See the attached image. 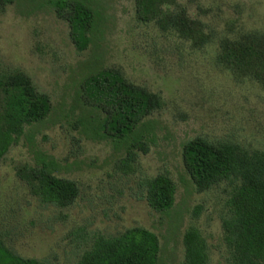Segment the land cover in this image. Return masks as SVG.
<instances>
[{
    "label": "rangeland",
    "instance_id": "obj_1",
    "mask_svg": "<svg viewBox=\"0 0 264 264\" xmlns=\"http://www.w3.org/2000/svg\"><path fill=\"white\" fill-rule=\"evenodd\" d=\"M51 1L15 0L0 9V68L24 71L51 101L49 116L33 128L34 146L22 137L0 159V242L23 257L78 264L97 234L142 226L159 239V264H180L183 233L194 225L207 242L208 264H228L221 220L231 184L197 191L183 165L182 145L201 136L264 150V88L217 65L216 42L192 48L140 22L134 0H91L100 21L93 42L79 50ZM179 1L215 36L240 28L264 31V0ZM103 68H118L163 100L150 116L157 128L148 152L128 167L122 151L87 138L78 125L80 82ZM37 151L56 163V176L77 182L71 205L42 202L16 175L17 166L35 164ZM159 172L176 185L168 214L145 199L143 179Z\"/></svg>",
    "mask_w": 264,
    "mask_h": 264
},
{
    "label": "trees",
    "instance_id": "obj_2",
    "mask_svg": "<svg viewBox=\"0 0 264 264\" xmlns=\"http://www.w3.org/2000/svg\"><path fill=\"white\" fill-rule=\"evenodd\" d=\"M15 0H0L3 10ZM136 18L153 23L161 32L202 48L217 43L215 62L236 79L264 88V31L242 29L215 36L199 18H191L179 0H134ZM55 13L69 26L79 50L93 42L100 13L91 0H52ZM81 132L92 140L107 141L123 152L125 166L147 153L156 136L157 122L150 116L163 105L161 96L124 77L118 68H103L86 75L77 92ZM51 111L46 93L18 68H0V159L22 137L34 146V127ZM182 161L195 189L206 191L222 182L231 190L221 220L228 264H264V150H248L232 142H211L201 136L182 145ZM56 163L35 153V164L16 167V175L42 202L66 207L79 195L76 181L55 175ZM145 199L154 211L168 214L175 202L176 185L166 172L143 179ZM198 214V212L196 213ZM180 264H208V247L194 225L183 233ZM157 235L133 226L114 235L97 234L78 264H159ZM0 264H49L18 255L0 242Z\"/></svg>",
    "mask_w": 264,
    "mask_h": 264
},
{
    "label": "clouds",
    "instance_id": "obj_3",
    "mask_svg": "<svg viewBox=\"0 0 264 264\" xmlns=\"http://www.w3.org/2000/svg\"><path fill=\"white\" fill-rule=\"evenodd\" d=\"M189 17H191V18H193V19L195 18V17H193V16H191V15H190Z\"/></svg>",
    "mask_w": 264,
    "mask_h": 264
}]
</instances>
